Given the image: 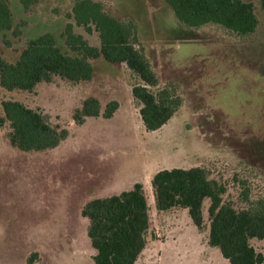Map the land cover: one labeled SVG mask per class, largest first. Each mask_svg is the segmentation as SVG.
<instances>
[{"label":"rangeland","instance_id":"rangeland-1","mask_svg":"<svg viewBox=\"0 0 264 264\" xmlns=\"http://www.w3.org/2000/svg\"><path fill=\"white\" fill-rule=\"evenodd\" d=\"M7 1L13 26L0 38V59L17 62L29 40L46 32L55 35L64 52L75 55L65 44L68 23L90 44L101 46L95 26L88 32L77 25V0ZM95 1L114 17L134 21L137 47L150 61L160 86L174 87L183 104L167 125L148 131L139 112L141 103L132 93L140 77L126 63L102 56L91 59L90 80L54 76L33 90H8L0 83V264H30V259L32 264H94L90 220L82 214L91 186L104 179L109 185L105 192L116 194L121 188L114 187L116 180L141 176L153 162L205 167L227 186L224 199L239 210L256 206L264 197L261 0H244L253 3L259 20L257 29L246 35L214 23L189 27L166 0ZM89 96L103 103V112L112 100L120 102L122 110L114 119L101 113L77 123L74 114ZM4 100L38 110L53 126L66 128L67 139L50 150H22L11 140ZM92 173L97 178L92 180ZM143 183L151 225L146 252L136 264H231L210 244L209 199L199 229L184 207L159 211L149 178ZM250 244L264 255V238L253 237Z\"/></svg>","mask_w":264,"mask_h":264},{"label":"trees","instance_id":"trees-1","mask_svg":"<svg viewBox=\"0 0 264 264\" xmlns=\"http://www.w3.org/2000/svg\"><path fill=\"white\" fill-rule=\"evenodd\" d=\"M177 18L189 27L209 23L246 35L255 31L259 20L252 2L244 0H166ZM264 8V0H261ZM77 25L99 32L101 46L90 44L68 23L65 44L76 53L64 52L55 35L43 33L32 38L15 63L0 59V83L8 89L33 90L41 81L54 76L74 82L90 80L94 74L92 58L124 62L140 77L132 93L141 103L140 115L148 131L162 128L183 104L182 96L172 86H160L159 77L144 52L137 47L138 28L133 20L118 19L104 4L95 0H77L73 8ZM13 26V15L7 0H0V38ZM11 122L12 142L22 150H44L58 146L68 136L66 128L53 126L45 116L17 100L2 102ZM119 108L110 101L103 116L112 117ZM98 98L89 96L77 109L74 119L83 123L88 116H99ZM158 210L181 206L188 209L194 224L204 225V202L210 200L209 241L218 247L231 264H261L264 255L250 244L253 237L264 238V197L256 206L237 209L224 199L227 186L211 177L203 166L173 167L157 171L151 180ZM90 220L88 235L96 249L94 264H135L147 244L151 225L148 198L142 182L118 194L89 200L82 209ZM32 264L33 260L28 261Z\"/></svg>","mask_w":264,"mask_h":264},{"label":"crops","instance_id":"crops-1","mask_svg":"<svg viewBox=\"0 0 264 264\" xmlns=\"http://www.w3.org/2000/svg\"><path fill=\"white\" fill-rule=\"evenodd\" d=\"M93 95H95L96 97H98V93H94ZM103 103L101 102V113H103ZM122 110V105H121V103L119 102V108L116 110V112L113 114V116L112 117H109V118H107V119H114L118 114H119V112ZM175 116V115H174ZM173 116V117H174ZM93 117V116H92ZM172 117V118H173ZM171 118V119H172ZM170 121V120H169ZM168 121V122H169ZM165 125H167V123L165 124ZM164 125V126H165ZM145 126V125H144ZM163 126V127H164ZM162 127V128H163ZM161 129V128H160ZM160 129H158V130H160ZM156 131V130H155ZM69 138V137H68ZM67 139V138H66ZM63 141H65V140H63ZM63 141L59 144V145H61L62 143H63ZM58 145V146H59ZM58 146H56V147H58ZM56 147H54V148H56ZM54 148H50V149H54ZM50 149H47V150H50ZM99 160V162L100 163H107L108 162V159H98ZM167 162V161H166ZM168 163V162H167ZM159 164H163L162 166H159L158 167V165ZM164 168H173V166H167V165H165L164 164V162H157V163H150V164H148V166H147V168H146V170L143 172V174L140 176V175H133V176H127V177H124V178H122V179H118V180H116L115 181V183H114V187L116 186V187H121L119 190L120 191H118V192H116V194H118V193H120V192H122V191H124V190H129V189H131V188H133V186L135 185V183H137V182H145V180H146V178H149V180H150V182H151V180H152V177H153V175L157 172V171H159V170H161V169H164ZM95 178H97L96 177V175H94L93 173L91 174V179L93 180V179H95ZM98 184H96L95 183V185H92L91 186V195L89 196V198H90V200L91 199H93V198H99V197H106V196H109V195H111V194H109L108 192L106 193L105 191H107V189L109 188V185H108V183H107V181H105L104 179H98ZM144 184V183H143ZM122 189V190H121ZM154 200H155V198H154ZM87 203V202H86ZM155 204H156V202H155ZM169 210V209H168ZM168 210H159V211H161V212H165V211H168ZM185 210H187L188 211V209H186L185 208ZM191 218V217H190ZM192 220V219H191ZM146 248L147 247H145L144 248V250L142 251V253L140 254V256L138 257V259H137V261H136V263L138 262V260L143 256V254H145V252H146ZM95 251H96V249H95ZM92 260H93V258H92ZM135 263V264H136Z\"/></svg>","mask_w":264,"mask_h":264}]
</instances>
